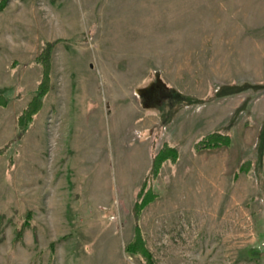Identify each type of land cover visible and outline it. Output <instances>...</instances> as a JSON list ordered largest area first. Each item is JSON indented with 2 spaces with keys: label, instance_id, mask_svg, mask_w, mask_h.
<instances>
[{
  "label": "rangeland",
  "instance_id": "obj_1",
  "mask_svg": "<svg viewBox=\"0 0 264 264\" xmlns=\"http://www.w3.org/2000/svg\"><path fill=\"white\" fill-rule=\"evenodd\" d=\"M0 152V264H264V0H7Z\"/></svg>",
  "mask_w": 264,
  "mask_h": 264
},
{
  "label": "trees",
  "instance_id": "obj_2",
  "mask_svg": "<svg viewBox=\"0 0 264 264\" xmlns=\"http://www.w3.org/2000/svg\"><path fill=\"white\" fill-rule=\"evenodd\" d=\"M7 0H0V10L4 9L5 3ZM53 45L50 43H45L44 46L40 49L38 56L36 58V64H38L42 69V76L39 81L37 92L27 104L25 109L17 118V126L19 130L22 132L26 129L29 123H31L32 118L39 112L42 107L43 97L47 94L49 90V77L51 70V52ZM184 100V99H182ZM230 145V136L225 135L219 132L209 133L204 135L198 142L194 144V150L196 152L201 151H212L217 150L220 147H227ZM1 153V152H0ZM178 158V152L174 147L165 146L163 147L153 158L152 166H151V178L157 175V171L161 164L166 160H176ZM145 181V180H144ZM143 181V182H144ZM156 198V195L152 193V191L147 188L145 182L140 186L139 192L137 194V200L133 206V213L135 215V219H138L139 212L150 202H152ZM140 239V238H139ZM136 246V238L130 245V247ZM130 254L134 253L133 250H129ZM144 252V253H143ZM141 251L142 256L145 257V260L149 262L148 255L145 251Z\"/></svg>",
  "mask_w": 264,
  "mask_h": 264
},
{
  "label": "flooded vegetation",
  "instance_id": "obj_3",
  "mask_svg": "<svg viewBox=\"0 0 264 264\" xmlns=\"http://www.w3.org/2000/svg\"><path fill=\"white\" fill-rule=\"evenodd\" d=\"M164 91L168 93V95H169V96H168L169 101L172 100V103H170V102H166L165 105H166V104H169L170 106L173 107L174 105H173V99H172V96L175 95V94H171V92H169V90H166V89H165Z\"/></svg>",
  "mask_w": 264,
  "mask_h": 264
}]
</instances>
